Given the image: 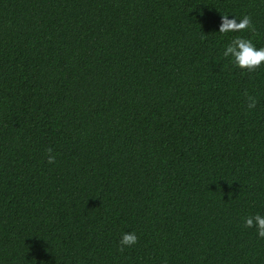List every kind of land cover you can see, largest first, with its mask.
<instances>
[{
    "label": "trees",
    "instance_id": "1",
    "mask_svg": "<svg viewBox=\"0 0 264 264\" xmlns=\"http://www.w3.org/2000/svg\"><path fill=\"white\" fill-rule=\"evenodd\" d=\"M236 35L264 46V0H0V264H264V63L230 64Z\"/></svg>",
    "mask_w": 264,
    "mask_h": 264
},
{
    "label": "clouds",
    "instance_id": "2",
    "mask_svg": "<svg viewBox=\"0 0 264 264\" xmlns=\"http://www.w3.org/2000/svg\"><path fill=\"white\" fill-rule=\"evenodd\" d=\"M251 30V22L247 15L240 17L238 20L235 16L222 15L218 26L220 34L230 32H244ZM222 56L228 59V62L239 69H246L248 72L254 71L264 63V46L257 48L251 39L245 38L243 35L233 36L230 41L223 47ZM248 108H254L256 105L255 97H248ZM51 153V149L47 150ZM48 162L54 163L55 157L48 156ZM244 226L248 228L255 227L256 235L264 238V216L259 213L246 216L243 220ZM137 234L135 231H126L120 234L119 245L120 250L125 247L134 245L137 242Z\"/></svg>",
    "mask_w": 264,
    "mask_h": 264
}]
</instances>
